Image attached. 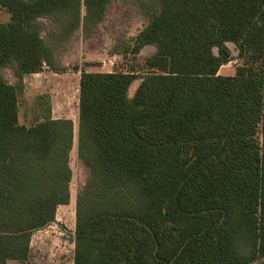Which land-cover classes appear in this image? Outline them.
<instances>
[{"label": "trees", "instance_id": "1", "mask_svg": "<svg viewBox=\"0 0 264 264\" xmlns=\"http://www.w3.org/2000/svg\"><path fill=\"white\" fill-rule=\"evenodd\" d=\"M114 0H0V264L69 203L70 120L18 122L25 76L58 71L36 26L63 39L100 25ZM132 73L79 78L73 264H252L264 259V0H147ZM83 12V15H82ZM233 76L218 75L231 60ZM216 50V52H214ZM9 68L16 79L2 76Z\"/></svg>", "mask_w": 264, "mask_h": 264}, {"label": "rangeland", "instance_id": "2", "mask_svg": "<svg viewBox=\"0 0 264 264\" xmlns=\"http://www.w3.org/2000/svg\"><path fill=\"white\" fill-rule=\"evenodd\" d=\"M147 3V0H114L100 25L84 28L81 24L63 39V28L55 19L43 18L36 24L50 51L51 63L58 69L55 73L64 80L62 84H51V88L57 91L54 95L58 99L62 97L65 102L56 100V104L49 106L56 115L72 121L73 145L69 160L72 178L69 203L57 208L54 223L32 234L27 264H73L76 197L88 180L87 170L77 158L78 80L82 71L132 73L138 76L128 90L129 98L133 96L141 81L140 76L146 74L145 61L155 54V48L152 46H146L137 54H133L134 39L147 24ZM9 20V14L1 10L0 22L6 24ZM227 47L231 60L219 69L218 75L229 77L242 65V60L238 58L237 48L233 44L228 43ZM42 68L52 71L46 65ZM2 76L9 83H16L11 69H2ZM52 78L56 80L58 77ZM31 81L42 84L40 77L25 76L22 80L23 91L18 97V122L26 127L34 125L48 107L46 99H41L40 104H37L34 91L41 90L39 87L30 90ZM252 264H264V259Z\"/></svg>", "mask_w": 264, "mask_h": 264}, {"label": "crops", "instance_id": "3", "mask_svg": "<svg viewBox=\"0 0 264 264\" xmlns=\"http://www.w3.org/2000/svg\"><path fill=\"white\" fill-rule=\"evenodd\" d=\"M51 74V75H50ZM27 76H30V77H40V81H41V85L40 83H34L33 81H31V88L30 90H33V88H40V92L39 90H35L34 91V94H35V100L37 101V104H40L39 101L41 99H46L48 101V107H50L49 105H54V103L56 104V100H60L62 103L63 101L65 102V100L60 97L58 99L57 96L54 95L57 94V91L53 90V88H51V84L53 85V83L55 82H59L60 84H62V82L64 83V80L61 79L62 77L61 76H58L57 73L55 72H52V71H48L47 69H43L36 73V74H30V75H27ZM52 76H55V77H58L56 80L52 78ZM60 77V78H59ZM32 80V79H30ZM79 82V80H78ZM79 84V83H78ZM40 85V86H39ZM77 92L79 93V85H78V89H77ZM61 103V104H62ZM65 104V103H64ZM77 106H78V102H77ZM50 116L53 120H59V119H67V120H70L69 118L67 117H62V116H58L55 114V111L53 109H51L50 107ZM71 121V120H70ZM72 122V121H71ZM31 242V240H30ZM30 244H29V255H28V259L24 262H15V261H8L7 264H10V263H20V264H27L29 258H30Z\"/></svg>", "mask_w": 264, "mask_h": 264}]
</instances>
